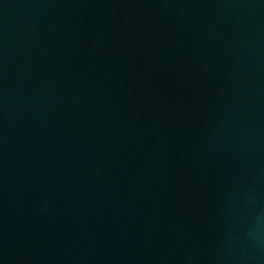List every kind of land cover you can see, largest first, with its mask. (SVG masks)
I'll use <instances>...</instances> for the list:
<instances>
[{
    "label": "water",
    "instance_id": "1",
    "mask_svg": "<svg viewBox=\"0 0 264 264\" xmlns=\"http://www.w3.org/2000/svg\"><path fill=\"white\" fill-rule=\"evenodd\" d=\"M0 264H264V0H0Z\"/></svg>",
    "mask_w": 264,
    "mask_h": 264
}]
</instances>
